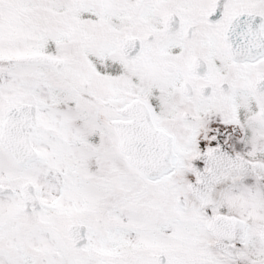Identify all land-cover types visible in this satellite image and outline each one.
I'll use <instances>...</instances> for the list:
<instances>
[{
  "label": "snow or ice",
  "instance_id": "1",
  "mask_svg": "<svg viewBox=\"0 0 264 264\" xmlns=\"http://www.w3.org/2000/svg\"><path fill=\"white\" fill-rule=\"evenodd\" d=\"M0 264H264V0H0Z\"/></svg>",
  "mask_w": 264,
  "mask_h": 264
}]
</instances>
